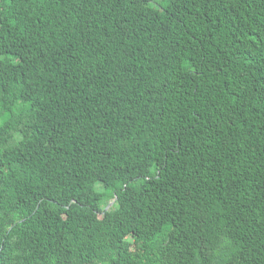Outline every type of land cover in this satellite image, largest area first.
Instances as JSON below:
<instances>
[{"label":"trees","instance_id":"obj_1","mask_svg":"<svg viewBox=\"0 0 264 264\" xmlns=\"http://www.w3.org/2000/svg\"><path fill=\"white\" fill-rule=\"evenodd\" d=\"M0 264H264V0H0Z\"/></svg>","mask_w":264,"mask_h":264},{"label":"rangeland","instance_id":"obj_2","mask_svg":"<svg viewBox=\"0 0 264 264\" xmlns=\"http://www.w3.org/2000/svg\"><path fill=\"white\" fill-rule=\"evenodd\" d=\"M43 114H45V113L43 112ZM95 217H96V216L93 215V218H95ZM131 245L133 246V244H131Z\"/></svg>","mask_w":264,"mask_h":264},{"label":"water","instance_id":"obj_3","mask_svg":"<svg viewBox=\"0 0 264 264\" xmlns=\"http://www.w3.org/2000/svg\"><path fill=\"white\" fill-rule=\"evenodd\" d=\"M107 210V209H106Z\"/></svg>","mask_w":264,"mask_h":264}]
</instances>
